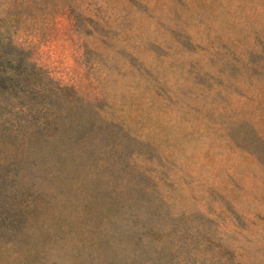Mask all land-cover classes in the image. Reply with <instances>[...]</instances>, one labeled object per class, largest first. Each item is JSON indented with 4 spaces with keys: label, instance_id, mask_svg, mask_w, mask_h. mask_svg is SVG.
<instances>
[{
    "label": "rangeland",
    "instance_id": "obj_1",
    "mask_svg": "<svg viewBox=\"0 0 264 264\" xmlns=\"http://www.w3.org/2000/svg\"><path fill=\"white\" fill-rule=\"evenodd\" d=\"M0 264H264V0H0Z\"/></svg>",
    "mask_w": 264,
    "mask_h": 264
}]
</instances>
